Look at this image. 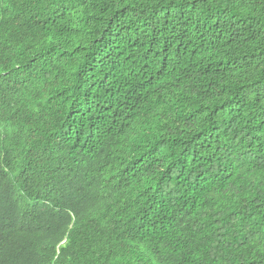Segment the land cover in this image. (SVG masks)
<instances>
[{
	"label": "trees",
	"instance_id": "1",
	"mask_svg": "<svg viewBox=\"0 0 264 264\" xmlns=\"http://www.w3.org/2000/svg\"><path fill=\"white\" fill-rule=\"evenodd\" d=\"M0 264H264V0H0Z\"/></svg>",
	"mask_w": 264,
	"mask_h": 264
}]
</instances>
